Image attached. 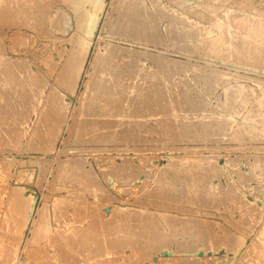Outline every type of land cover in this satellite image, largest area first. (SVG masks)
<instances>
[{
	"label": "rangeland",
	"instance_id": "rangeland-1",
	"mask_svg": "<svg viewBox=\"0 0 264 264\" xmlns=\"http://www.w3.org/2000/svg\"><path fill=\"white\" fill-rule=\"evenodd\" d=\"M177 1L0 0V264H264V0Z\"/></svg>",
	"mask_w": 264,
	"mask_h": 264
},
{
	"label": "bare ground",
	"instance_id": "bare-ground-1",
	"mask_svg": "<svg viewBox=\"0 0 264 264\" xmlns=\"http://www.w3.org/2000/svg\"><path fill=\"white\" fill-rule=\"evenodd\" d=\"M11 1H12V0H11ZM119 1H120V0H119ZM176 1H177V0H176ZM217 1H218V0H217ZM239 1H240V0H239ZM89 2H92V1H89ZM127 2H128V1H127ZM139 2H140V1H139ZM177 2H179V1H177ZM208 2H209V1H208ZM214 2H216V0H215ZM219 2H222V1L219 0ZM234 2H235V1H234ZM261 2H262V1H261ZM174 3H175V2H174ZM182 3H183V1H182ZM204 3H205V2H204ZM217 3H218V2H217ZM239 3H240V2H239ZM45 4H46V3H45ZM193 4H194V3H193ZM207 4H208V3H207ZM210 4H211L210 6L212 7V6H213V5H212L213 3H210ZM259 4H260V3H259ZM48 5H49V4H48ZM69 5H70V4H69ZM125 5H126V4H125ZM153 5H154V4H153ZM217 5H219V4H217ZM217 5H216V6H217ZM14 6H15V5H14ZM128 6H129V5H128ZM140 6H141V4H140ZM220 6H221V5H220ZM220 6H219V7H220ZM42 7H43V6H42ZM113 7H114V6H113ZM122 7H123V6H122ZM126 7H127V6H126ZM183 7H184V6H183ZM211 7H210V8H211ZM213 7H214V6H213ZM221 7H222V6H221ZM233 7H234V6H233ZM124 8H125V7H124ZM136 8H137V7H136ZM136 8H135V9H136ZM138 8H139V6H138ZM140 8H141V7H140ZM245 8H246V7H245ZM34 9H35V8H34ZM131 9H132V8H131ZM142 9H143V8H142ZM207 9H208V8H207ZM213 9L215 10L216 8H213ZM213 9H212L211 11H214ZM218 9H219V8H218ZM41 10H42V9H41ZM122 10H123V9H122ZM125 10H126V9H125ZM137 10H138V9H137ZM157 10H158V9H157ZM159 10H160V9H159ZM159 10H158V11H159ZM200 10H201V9H200ZM263 10H264V9H263ZM118 11H119V10H118ZM197 11H199V10H197ZM204 11H205V10H204ZM211 11H210V15L212 14ZM218 11H219V10H218ZM225 11H226V10H225ZM30 12H31V11H30ZM96 12H97V11H96ZM116 12H117V11H116ZM119 12H120V11H119ZM191 12H192V11H191ZM202 12H203V11H202ZM234 12H235V11H234ZM254 12H255V11H252V13H254ZM129 13H131V12L129 11ZM154 13H155V12H154ZM179 13H180V12H179ZM192 13H193V12H192ZM192 13H191V14H192ZM214 13H216V12H213V14H214ZM232 13H233V12H232ZM248 13H249V12H248ZM259 13H261V12L259 11ZM110 14H111V13H110ZM152 14H153V12H152ZM157 14H158V16H159V12H158ZM157 14H156V15H157ZM197 14H198V13H197ZM216 14H217V13H216ZM233 14H234V13H233ZM254 14H255V13H254ZM256 14H257V13H256ZM263 14H264V13H263ZM61 15H62V13H61ZM63 15H64V14H63ZM107 15H108V14H107ZM119 15H120V14H119ZM123 15H124V14H123ZM130 15H131V14H130ZM141 15H144V14H141ZM156 15H155V16H156ZM161 15H162V14H161ZM217 15H218V14H217ZM223 15H225V14H223ZM258 15H259V14H258ZM258 15H257V16H258ZM40 16H41V15H40ZM93 16H94V15H93ZM105 16H106V15H105ZM127 16H128V15H127ZM137 16H138V15H137ZM155 16H154V17H155ZM165 16H166V15H165ZM175 16H176V15H175ZM234 16H235V15H234ZM234 16H232V17H234ZM243 16H244V15H243ZM252 16H253V15H252ZM38 17H39V16H38ZM60 17H61V16H60ZM135 17H136V16H135ZM139 17H140V16H139ZM159 17H161V16H159ZM162 17H163V15H162ZM173 17H174V16H173ZM173 17H172V18H173ZM201 17H202V16H201ZM219 17H220V16H219ZM229 17H230V16H229ZM235 17L237 18L238 22L240 21V23H239L240 25L245 24V25L248 26L247 30H248V29H249V30H248L247 32H244V33H245V34H244L245 36L242 35V36L246 37V40H247V38L250 39V38L253 37V36H254V38H255V37H258V36L264 37V24H263V23H264V20H263V22H258L257 20H259L260 18H259V19H255V18L252 19V17H251V18H248V17H249V16H248L247 18L244 17V20H242V22H241V18H242L241 16H240L241 18H239L238 15L235 16ZM30 18H32V17H30ZM47 18H48V17H47ZM129 18H131V17H129ZM133 18H134V17H133ZM149 18H150V17H149ZM165 18H166V17H165ZM180 18H181V17H180ZM227 18H228V16H227ZM112 19H113V18H112ZM117 19H118V18H117ZM119 19H120V18H119ZM136 19H138V18H136ZM140 19H141V18H140ZM154 19H156V18H154ZM185 19H186V18H185ZM242 19H243V18H242ZM245 19H246V20H245ZM249 19H250V20H249ZM55 20H56V19H55ZM60 20H61V19H60ZM65 20H66V19H65ZM75 20H76V19H75ZM125 20H126V19H125ZM173 20H174V19H173ZM173 20H172V21H173ZM208 20H209V19H208ZM227 20H228V19H227ZM229 20H230V19H229ZM49 21H50V20H49ZM63 21H64V20H63ZM76 21H77V20H76ZM132 21H133V20H132ZM132 21H131V22H132ZM144 21H145V20H144ZM186 21H187V20H186ZM209 21H210V20H209ZM233 21H234V20H233ZM256 21H257V22H256ZM260 21H261V20H260ZM87 22H88V20H87ZM106 22H107V21H106ZM129 22H130V21H129ZM235 22H237V21H235ZM235 22H234V24H235ZM55 23H56V22H55ZM107 23H108V22H107ZM139 23H140V22H139ZM158 23L161 24L160 22H158ZM212 23H213V22H212ZM216 23H217V25H218V22H216ZM216 23H215V25H216ZM226 23H227V22H226ZM226 23L223 24V25H226ZM232 23H233V22H232ZM42 24H43V23H42ZM59 24H60V23H59ZM117 24H118V23H117ZM127 24H128V23H127ZM131 24H132V23H131ZM191 24H193V23H191ZM194 24H195V23H194ZM219 24H220V22H219ZM221 24H222V23H221ZM221 24L219 25L220 27H221ZM230 24H231V22H230ZM239 24H238V25H239ZM51 25H52V23H51ZM95 25H96V24L94 23V27H95ZM112 25H113V24H112ZM119 25H120V24H119ZM121 25H122V24H121ZM128 25H130V24H128ZM215 25H214V26H215ZM116 26H117V25H116ZM126 26H127V25H126ZM159 26H160V25H159ZM180 26H181V25H180ZM214 26L212 25V26H210V27H214ZM247 26H245V27H247ZM132 27H134V26H132ZM137 27H138V26H137ZM137 27H136V28H137ZM145 27H146V26H145ZM151 27H152V26H151ZM170 27H171V26H170ZM222 27H223V26H222ZM225 27H226V26H225ZM225 27H224V28H225ZM227 27H229V26H227ZM231 27H232V26L230 25V28H231ZM77 28H78V27H77ZM122 28H123V27H122ZM127 28H128V27H127ZM138 28H139V27H138ZM176 28H177V26H176ZM198 28H199V27H198ZM215 28L219 29L218 27H215ZM115 29H116V28H115ZM141 29H142V28H141ZM147 29H148V28H147ZM182 29H183V28H182ZM201 29H202V28H201ZM220 29H221V28H220ZM220 29H219V30H220ZM228 29H229V28H228ZM232 29H233V27L231 28L230 32L228 31V32L230 33V36H232V35H231V31H232ZM235 29H236V28H235ZM235 29H234V31H236ZM46 30H47V29H46ZM93 30H94V28H93ZM132 30H133V29H132ZM178 30H179V29H178ZM208 30H209V29H208ZM223 30H225V29H223ZM148 31H149V30H148ZM160 31H161V30H160ZM160 31H159L158 33H161ZM206 31H207V30H206ZM209 31H210L209 33H211L212 30H209ZM213 31H214V29H213ZM92 32H93V31H92ZM188 32H189V31H188ZM228 32H225V33L227 34ZM80 33H81V32H80ZM214 33H215V32H214ZM221 33H224V31L222 32V29H221ZM221 33H220V34H221ZM91 34H92V33H91ZM141 34H142V33H141ZM162 34H163V33H162ZM173 34L175 35V33H173ZM177 34H178V32H177ZM179 34H180V33H179ZM207 34H208V31H207ZM211 34H212V33H211ZM81 35H82V34H81ZM158 35H159V34H158ZM168 35H169V34H168ZM170 35H171V32H170ZM208 35H209V34H208ZM208 35H207V36H208ZM234 35H235V34H234ZM234 35H233V36H234ZM79 36H80V35H79ZM180 36H182V35H180ZM180 36H179V37H180ZM195 36H196V35H195ZM210 36H211V35H210ZM210 36H209V38H211ZM220 36H221V35H220ZM222 36L225 38V34L222 35ZM222 36H221V37H222ZM227 36H228V34H227ZM156 37H157V36H156ZM179 37H178V38H179ZM196 37H197V36H196ZM214 37H215V36H214ZM216 37H217V35H216ZM218 37H219V35H218ZM221 37H219L220 40H221ZM228 37H229V36H228ZM234 37H235V36H234ZM244 37H243V38H244ZM159 38L161 39V36H160ZM162 38H163V35H162ZM172 38H173V37H172ZM237 38H238V37H236V39H237ZM239 38H240V37H239ZM241 38H242V37H241ZM241 38H240V41H241ZM254 38H251V39H252V40H251V43H252V41H253ZM258 38L260 39V37H258ZM155 39H156V38H155ZM195 39H196V38H195ZM213 39H214V38H213ZM222 39H223V38H222ZM229 39H231V37L228 38V40H229ZM232 39L234 40L233 37H232ZM232 39H231V40H232ZM236 39H235V41H236ZM255 39H256V38H255ZM261 39H263V38H261ZM156 40H157V39H156ZM163 40H164V39H163ZM163 40H162V42H163ZM209 40H210V39H209ZM233 40H232V41H233ZM243 40H244V39H243ZM243 40H242L241 42H243ZM154 41H155V40H154ZM178 41H179V40H177V42H178ZM184 41H185V40H184ZM210 41L212 42V39H211ZM258 41H259V40H258ZM261 41H262V40H261ZM156 42H157V41H156ZM182 42H183V41H182ZM201 42H202V41H201ZM214 42H215V41H214ZM216 42H217V41H216ZM219 42H221V41H219ZM237 42H238V41H237ZM246 42H247V41H246ZM249 42H250V40H249ZM255 42H256V41H255ZM255 42H254V43H255ZM262 42H263V41H262ZM262 42L259 41L258 44H257V42H256V44H257L256 46H258L259 43H262ZM158 43H160V42H158ZM196 43H197V42H196ZM209 43H210V42H209ZM217 43H218V42H217ZM223 43H224V41H223ZM229 43H231V42H229ZM247 43H248V42H247ZM251 43H249V45H250ZM263 43H264V42H263ZM152 44H153V43H152ZM207 44H208V43H207ZM210 44H211V43H210ZM210 44H209V45H210ZM212 44H214V43H212ZM225 44H226V43H224V47L227 48V47H228V45H227L228 43H227L226 45H225ZM231 44H233V43H231ZM237 44H238V43H237ZM240 44H241V43H240ZM244 44H245V41H244ZM188 45H189V44H188ZM209 45H208V47H209ZM217 45H218V44H217ZM217 45H216V47H217ZM219 45H220V44H219ZM238 45H239V44H238ZM241 45H242V44H241ZM251 45H253V44H251ZM251 45H250V46H251ZM200 46H201V45H200ZM214 46H215V44H214ZM222 46H223V45H222ZM226 46H227V47H226ZM231 46H232V45H230V47H231ZM233 46H236V45L233 44ZM233 46H232V48H233ZM243 46H244V45H243ZM246 46L248 47V45H246ZM246 46H245V47H246ZM250 46H249V47H250ZM253 46H255V45H253ZM262 46H264V45H262ZM262 46H261V47L259 46L260 48L258 47V49L260 50L259 53H260L261 50H262V49H261ZM184 47H185V46H184ZM192 47H193V46H192ZM208 47H205V48H208ZM216 47H215V49H216ZM251 47H252V46H251ZM251 47H250L249 49H248V48H247V49L245 48V49H243V50L241 49V52H242V53L247 52V56H248L250 59H253V60H254L255 58L258 57V55H257V54H258V49H257L256 47H255V48L253 47L254 49H252ZM189 48H190V47H189ZM189 48H188V49H189ZM218 48H219V47H218ZM221 48H222V47H220V50H221ZM239 48H240V47H239ZM241 48H243V47H241ZM263 48H264V47H263ZM97 49H98V48H97ZM112 49H114V48H112ZM180 49H182V48H180ZM184 49H185V48H184ZM215 49H213V47H212V50H213V51H214ZM228 49H229V48H228ZM228 49H227V51H228V55H229V53H231V51H232V53L234 52V54H236L237 50H239V49H238V46H237V50L235 49L236 52L233 51V50H231V48H230V50H228ZM206 50H207V49H206ZM208 50H209V49H208ZM210 50H211V49H210ZM210 50H209V51H210ZM212 50H211V53L213 52ZM82 51H83V50H82ZM122 51H123V50H122ZM185 51H186V49H185ZM185 51H184V52H185ZM209 51H208V52H209ZM216 51H217V50H216ZM227 51H226V53H227ZM84 52H85V51H84ZM99 52H100V51H99ZM201 52H202V51H201ZM218 52H219V50H218ZM220 52H221V51H220ZM223 52H224V51H223ZM263 52H264V51H263ZM263 52H262V53H263ZM130 53H131V52H130ZM192 53H193V52H192ZM224 53H225V52H224ZM237 53L239 54V52H237ZM262 53H261V54H262ZM106 54H107V53H106ZM234 54H233V55H234ZM238 54H237V55H238ZM76 55H77V54H76ZM111 55H112V54H111ZM130 55H132V54H130ZM200 55H201V53H200ZM230 55H231V54H230ZM244 55H245V54H244ZM71 56H72V55H71ZM206 56H207V55H206ZM213 56H214V55H213ZM231 56H232V55H231ZM247 56H246V57H247ZM77 57H78V56H77ZM122 57H123V56H122ZM219 57H220V56H219ZM221 57H222V56H221ZM221 57H220V58H221ZM226 57H227V56H226ZM226 57H225V58H226ZM232 57H233V56H232ZM260 57H261V56H260ZM103 58H104V57H103ZM138 58H139V57H138ZM223 58H224V57H223ZM242 58H243V57H242ZM85 59H86V58H85ZM131 59H132V58H131ZM229 59H230V58H229ZM77 60H78V59H77ZM127 60H128V59H127ZM127 60H126V61H127ZM223 60H224V59H223ZM253 60H252V61H253ZM255 60H256V59H255ZM96 61H97V59H96ZM126 61H125V62H126ZM231 61H232V60H231ZM252 61H251V63H252ZM106 62H107V61H106ZM131 62H132V61H131ZM236 62H237V61H236ZM242 62H243V61H242ZM256 62H257V61H256ZM260 62H261V61H260ZM120 63H121V62H120ZM127 63H129V61H128ZM111 64H112V63H111ZM239 64H240V63H239ZM12 65H13V64H12ZM16 65H17V64H16ZM99 65H100V64H99ZM116 65H118V64H116ZM124 65H125V64H124ZM126 65H127V64H126ZM128 65H129V64H128ZM131 65H133V64H131ZM256 65H257V64H256ZM108 66H109V65H108ZM246 66H247V65H246ZM251 66H252V65H251ZM104 67H105V66H104ZM129 67H130V66H129ZM135 67H137V66H135ZM135 67H134V68H135ZM247 67H248V66H247ZM255 67H256V66H255ZM108 68H109V67H108ZM110 68H111V67H110ZM131 68H133V67H131ZM260 68H261V67H260ZM262 68H263V67H262ZM129 69H130V68H129ZM143 69H144V68H143ZM147 69H148V68H147ZM256 69H257V68H256ZM100 70H102V69H100ZM114 70H115V69H114ZM114 70H113V72H114ZM120 70H121V69H120ZM124 70H125V68H124ZM124 70H123V72H124ZM127 70H128V69H127ZM109 72H110V70H109ZM111 72H112V70H111ZM118 72H119V71H118ZM22 73H23V72H22ZM125 73H126V72H125ZM15 74H16V73H15ZM24 74H25V73H24ZM132 74H133V73H132ZM212 74H213V73H212ZM218 74H219V73H218ZM17 75H18V74H17ZM107 75H108V70H107ZM27 76H28V75H27ZM127 76H128V75H127ZM164 76H165V75H164ZM217 76H218V75H217ZM220 76H221V75H220ZM6 77H7V76H6ZM30 77H31V76H30ZM118 77H119V76H118ZM128 77H129V76H128ZM25 78H26V77H25ZM162 78H163V77H162ZM162 78H161V79H162ZM203 78H204V76H203ZM217 78H218V77H217ZM109 80H110V79H109ZM170 80H171V79H170ZM210 80H211V79H210ZM221 80H222V79H221ZM39 81H40V80H39ZM39 81H38V82H39ZM43 81H44V80H43ZM146 81H147V80H146ZM159 81H160V80H159ZM236 81H237V80H236ZM13 82H14V81H13ZM118 82H119V81H118ZM223 82H224V81H223ZM226 82H227V81H226ZM252 82H253V81H252ZM261 82H262V81H261ZM60 83H61V82H60ZM89 83H90V82H89ZM111 83H112V82H111ZM149 83H150V82H149ZM183 83H184V82H183ZM209 83H210V82H209ZM38 84H39V83H38ZM61 84H62V83H61ZM120 84H122V83H120ZM130 84H131V83H130ZM136 84H137V82H136ZM236 84H237V83H236ZM116 85L119 86L118 83H117ZM155 85H156V84H155ZM159 85L162 86L161 84H159ZM196 85H197V84H196ZM213 85H214V84H213ZM220 85H221V84H220ZM89 86H90V85H89ZM111 86H112V85H111ZM132 86H133V85H132ZM164 86H165V85H164ZM234 86H235V85H234ZM39 87H40V86H39ZM65 87H66V86H65ZM68 87H69V86H68ZM142 87H143V86H142ZM205 87H206V86H205ZM222 87H223V86H222ZM226 87H227V86H226ZM53 88H54V87H53ZM130 88H131V87H130ZM155 88H156V87H155ZM157 88H158V87H157ZM182 88H183V87H182ZM248 88H249V87H248ZM90 89H91V88H90ZM136 89H137V88H136ZM213 89H214V88H213ZM11 90H12V89H11ZM103 90H104V88H103ZM153 90H154V89H153ZM159 90H160V89H159ZM92 91H93V89H92ZM145 91H146V90H145ZM147 91H148V90H147ZM7 92H8V91H7ZM105 92H106V91H105ZM120 92H121V91H120ZM153 92H154V91H153ZM204 92H206V91H204ZM204 92H203V93H204ZM212 92H213V91H212ZM8 93H9V92H8ZM110 93H111V92H110ZM123 93H124V92H123ZM148 93H149V92H148ZM157 93H158V92H157ZM165 93H166V92H165ZM165 93H164V94H165ZM189 93H190V92H189ZM222 93H223V92H222ZM227 93H228V92H227ZM249 93H250V92H249ZM1 94H2V93H1ZM31 94H32V93H31ZM29 95H30V94H29ZM34 95H35V94H34ZM113 95H114V94H113ZM125 95H126V94H125ZM150 95H151V94H150ZM181 95H182V94H181ZM203 95H204V94H203ZM251 95H252V94H251ZM6 96H7V95H6ZM58 96H59V95H58ZM60 96H61V95H60ZM138 96H139V95H138ZM148 96H149V95H148ZM166 96H167V94H166ZM191 96H192V95H191ZM252 96H253V95H252ZM182 97H183V96H182ZM196 97H197V96H196ZM32 98H33V97H32ZM61 98H62V96H61ZM61 98H60V99H61ZM121 98H122V97H121ZM130 98H131V96H130ZM135 98H136V97H135ZM162 98H163V97H162ZM165 98H166V97H165ZM204 98H205V97H204ZM210 98H211V97H210ZM243 98H244V97H243ZM252 98H253V97H252ZM62 99H63V98H62ZM82 99H83V97H82ZM158 99H159V98H158ZM174 99H175V98H174ZM192 99H193V98H192ZM257 99H258V98H257ZM136 100H137V99H136ZM190 100H191V99H190ZM200 100H201V99H200ZM102 101H103V100H102ZM123 101H124V100H123ZM175 101H176V100H175ZM182 101H183V100H182ZM191 101H192V100H191ZM194 101H195V100H194ZM206 101H207V100H206ZM224 101H225V100H224ZM251 101H252V100H251ZM253 101H254V100H253ZM61 102H63V100H62ZM100 102H101V101H100ZM131 102H132V101H131ZM147 102H148V101H147ZM156 102H157V100H156ZM183 102H184V101H183ZM198 102H199V101H198ZM255 102H256V101H255ZM63 103H64V102H63ZM88 103H89V102H88ZM112 103H113V102H112ZM119 103H120V102H119ZM175 103H176V102H175ZM206 103H207V102H206ZM224 103H225V102H224ZM160 104H161V103H160ZM167 104H168V103H167ZM234 104H235V103H234ZM60 105H61V103H60ZM122 105H123V104H122ZM139 105H140V104H139ZM223 105H224V104H223ZM64 106H65V105H64ZM66 106H67V105H66ZM154 106H155V105H154ZM201 106H202V105H201ZM207 106H208V105H207ZM229 106H230V105H229ZM240 106H241V105H240ZM55 107H56V106H55ZM61 107H63V106H61ZM100 107H101V106H100ZM202 107H203V106H202ZM63 108H64V107H63ZM65 108H66V107H65ZM67 108H68V107H67ZM162 108H163V107H162ZM197 108H198V107H197ZM199 108H200V107H199ZM229 108H230V107H229ZM256 108H257V107H256ZM54 109H55V108H54ZM101 109H102V108H101ZM120 109H121V108H120ZM134 109H135V108H134ZM166 109H167V108H166ZM242 109H243V108H242ZM168 110H169V109H168ZM179 110H180V109H179ZM254 110H255V109H254ZM171 111H172V110H171ZM256 111H257V110H256ZM184 112H185V111H184ZM230 112H231V111H230ZM238 112H239V111H238ZM247 112H248V110H247ZM160 113H161V112H160ZM219 113H220V112H219ZM98 114H99V113H98ZM229 114H230V113H229ZM232 114H233V113H232ZM52 115H53V114H52ZM55 117H56V116H55ZM257 117H258V116H257ZM1 118H2V117H1ZM242 118H243V117H242ZM242 118H241V119H242ZM214 119H215V118H214ZM191 120H192V119H191ZM257 121H258V120H257ZM209 122H210V121H209ZM185 123H186V122H185ZM237 123H238V122H237ZM205 124L207 125V123H205ZM215 124H216V123H215ZM193 125H194V124H193ZM216 125H217V124H216ZM240 126H241V125H240ZM188 127H189V126H188ZM194 127H195V126H194ZM260 127H261V126H260ZM185 128H186V127H185ZM221 128H222V127H221ZM224 128H225V127H224ZM199 129H200V128H199ZM259 129H260V128H259ZM210 130H211V129H210ZM263 130H264V129H263ZM15 131H16V130H15ZM18 131H19V130H18ZM44 131H45V130H44ZM192 132H193V131H192ZM206 132H207V131H206ZM236 132H237V131H236ZM188 133H189V132H188ZM200 133H201V132H200ZM12 134H13V133H12ZM18 134H19V133H18ZM258 134H260V133H258ZM8 135H9V134H8ZM12 136H13V135H12ZM15 136H16V135H15ZM226 136H227V135H226ZM13 138H14V137H13ZM49 138H50V137H49ZM47 140H48V139H47ZM16 141H17V140H16ZM47 144H48V143H47ZM46 148H48V147H46ZM190 158H191V157H190ZM184 161H185V160H184ZM201 162H202V161H201ZM257 162H258V161H257ZM263 163H264V162H263ZM74 165H75V164H74ZM10 166H11V165H10ZM68 166H69V165H68ZM82 167H83V166H82ZM194 167H195V166H194ZM215 167L217 168V166H215ZM62 168H63V167H62ZM68 168H69V167H68ZM211 168H213V167H211ZM64 169H65V168H64ZM207 170H208V169H207ZM80 171H81V170H80ZM215 171H216V170H215ZM3 172H4V171H3ZM65 172H66V171H65ZM196 172H197V171H196ZM196 172H195V173H196ZM8 173H9V172H8ZM86 173H87V172H86ZM211 173H212V172H211ZM62 174H63V173H62ZM200 174H201V173H200ZM200 174H199V176H200ZM254 174H255V173H254ZM202 175H203V174H202ZM73 176H74V175H73ZM79 176H80V175H79ZM188 176H189V175H188ZM193 176H194V175H193ZM193 176H192V177H193ZM213 176H214V175H213ZM6 177H8V176H6ZM206 177H207V176H206ZM206 177H205V178H206ZM187 178H188V177H187ZM207 178H208V177H207ZM6 179H7V178H6ZM67 179H68V178H67ZM185 179H186V178H185ZM196 179H197V178H196ZM189 180H190V179H189ZM176 181H177V180H176ZM183 181H184V180H183ZM189 182H190V181H189ZM161 183H162V182H161ZM183 183H184V182H183ZM190 183H191V182H190ZM184 184H185V183H184ZM187 184H188V182H187ZM191 184H192V183H191ZM191 184H190V185H191ZM208 184H209V183H208ZM173 185H174V184H173ZM199 186H200V185H199ZM186 187H187V186H186ZM206 187H207V186H206ZM207 188H208V187H207ZM207 188H206V189H207ZM203 189H204V188H203ZM221 190H223V189H221ZM223 191H224V190H223ZM5 192H6V190H5ZM207 192H208V191H207ZM22 193H23V192H22ZM176 193H177V192H176ZM221 193H222V192H221ZM167 194H168V193H167ZM169 194H170V193H169ZM10 195H11V194H10ZM18 195H20V194H18ZM164 195H165V194H164ZM194 195H195V194H194ZM169 197H170V196H169ZM172 197H173V196H172ZM15 198H16V197H15ZM200 198H201V197H200ZM204 198H206V197H204ZM23 199H24V198H23ZM192 200H193V199H192ZM202 200H203V199H202ZM21 202H22V201H21ZM7 203H8V202H7ZM22 203H23V202H22ZM27 203H28V202H27ZM4 205H5V204H4ZM29 205H30V204H29ZM22 206H23V204H22ZM24 207H25V206H24ZM4 212H5V211H4ZM15 212H16V211H15ZM26 215H27V214H26ZM23 216H24V215H23ZM245 216H246V215H245ZM103 218H104V217H103ZM172 218H173V217H172ZM179 219H180V218H179ZM185 221H186V220H185ZM199 221H200V220H199ZM66 222H67V221H66ZM69 222H70V221H69ZM200 222H201V221H200ZM9 223H10V222H9ZM34 223H35V222H34ZM34 223H33V224H34ZM166 223H167V222H166ZM179 223H180V222H179ZM186 223H187V222H186ZM188 223H190V222H188ZM192 223H193V222H192ZM194 223H195V222H194ZM198 223H199V222H198ZM10 224H11V223H10ZM200 224H201V223H200ZM202 224H203V223H202ZM177 225H178V224H177ZM197 225H198V224H197ZM17 226H18V225H17ZM172 226H173V225H172ZM211 226H212V225H211ZM12 228H13V227H12ZM116 228H117V227H116ZM152 228H153V227H152ZM203 228H204V227H203ZM21 229H22V228H21ZM72 230H74V229H72ZM72 230H71V231H72ZM114 230H115V229H114ZM114 230H113V231H114ZM188 230H189V229H188ZM190 230H191V229H190ZM21 231H22V230H21ZM35 231H36V230H35ZM79 231H81V230H79ZM90 231H91V230H90ZM145 231H146V230H145ZM36 232H38V231H36ZM39 232H40V231H39ZM82 232H83V234L86 233L85 231H82ZM84 232H85V233H84ZM94 232H95V230H94ZM94 232H91V233L94 234ZM104 232H106V231L104 230ZM104 232H103V233H104ZM111 232H112V230H111ZM127 232H128V231H127ZM206 232H207V231H206ZM72 233H73V231H72ZM74 233L76 234L77 231L75 230ZM74 233L72 234L73 236H74ZM88 233H89V232H88ZM99 233H100V232H99ZM35 234H37V233H35ZM43 234H45V233H43ZM89 234H90V233H89ZM108 234H109V232H108ZM108 234H107V235H108ZM118 234H119V236H120V235L123 236L124 233H122V234H121V233H118ZM118 234H117V235H118ZM126 234H127V233H126ZM129 234H130V233H129ZM138 234H141V233H138ZM196 234H198V233H196ZM16 235H17V234H16ZM38 235H40V234H38ZM66 235H67V234H66ZM68 235H69V234H68ZM68 235H67V236H68ZM70 235H71V232H70ZM72 235H71V236H72ZM80 235H81V234H80ZM86 235H87V234H86ZM98 235H99V234H98ZM101 235H102V234H101ZM107 235H106V236H107ZM109 235H110V234H109ZM115 235H116V233H115ZM127 235H128V234H127ZM127 235H125V236H127ZM131 235H132V233H131ZM186 235H187V234H186ZM35 236H36V235H35ZM67 236H66V238H67ZM71 236H70V237H71ZM76 236H77V235H76ZM78 236H79V234H78ZM88 236H89V235H88ZM88 236H87V237H88ZM103 236H105V235L103 234ZM106 236H105V237H106ZM125 236H123L124 239L126 238ZM5 237H6V236H5ZM38 237L40 238V236H38ZM41 237H42V236H41ZM68 237H69V236H68ZM79 237H80V236H79ZM79 237H78V238H79ZM90 237H91V236H90ZM95 237L97 238L96 235H95ZM113 237H114V234H113ZM113 237H112V238H113ZM120 237H121V236H120ZM130 237H131V236H130ZM148 237H149V236H148ZM156 237H157V236H156ZM203 237H204V235H203ZM203 237H202V238H203ZM212 237H213V236H212ZM236 237H237V236H236ZM7 238H8V237H7ZM11 238H12V237H11ZM16 238H17V237H16ZM80 238H81V237H80ZM82 238H83V237H82ZM84 238H85V237H84ZM84 238H83V239H84ZM91 238H92V237H91ZM98 238H99V236H98ZM98 238H97V239H98ZM100 238H101V237H100ZM106 238H108V236H107ZM112 238H111V236H110V239H112ZM114 238L116 239V237H114ZM131 238H132V237H131ZM145 238H146V237H145ZM157 238H158V237H157ZM204 238H205V237H204ZM34 239H36V238H34ZM47 239H50V238L47 237ZM72 239H73V237H72ZM83 239H82V240H83ZM118 239H119V238H118ZM124 239H122V241H123ZM128 239H130L129 236H128ZM128 239H127V241H128ZM160 239H161V238H160ZM162 239H163V238H162ZM234 239H235V238H234ZM42 240H43V239H42ZM44 240H45V238H44ZM86 240H87V239H86ZM93 240H95V239H93ZM100 240H101V241H99V240H98V241H99V242H102V239H100ZM103 240H104V239H103ZM120 240H121V239H119V242H122V241H120ZM152 240H153V237L150 238V243H151ZM154 240H155V239H154ZM157 240H158V239H157ZM202 240H203V239H202ZM238 240H239V239H238ZM0 241H1V240H0ZM11 241H12V240H11ZM38 241H39V240H38ZM45 241H46V240H45ZM65 241H67V239H66ZM77 241H78V240H76V242H77ZM80 241H81V239H80ZM83 241H84V240H83ZM83 241H82V242H83ZM98 241H97V242H98ZM105 241H106V240H105ZM105 241H104L105 244H104L103 246H105V245L107 244ZM109 241H110V240H109ZM111 241H112V240H111ZM114 241H115V240L113 239L112 242H114ZM204 241H206V240H204ZM47 242L49 243V241H47ZM71 242H72V241H71ZM78 242H79V241H78ZM82 242H80V243H82ZM87 242H89V241H87ZM97 242H96V243H97ZM99 242H98V243H99ZM107 242H108V241H107ZM112 242H111V243H112ZM116 242H118V241L116 240ZM124 242H126V241H124ZM155 242H156V241H155ZM161 242H162V241H161ZM167 242H168V241H167ZM19 243H20V242H19ZM40 243H41V242H40ZM66 243H69V241H67ZM73 243H74V242H73ZM85 243H86V242H85ZM89 243H90V242H89ZM89 243H87V244H89ZM145 243H146V242H145ZM145 243H144V244H145ZM152 243H154V242H152ZM6 244H7V243H6ZM83 244H84V242H83ZM83 244H81V246H82ZM87 244H86V245H87ZM91 244H92V243H91ZM122 244H123V243H122ZM146 244H147V243H146ZM1 245H2V244H1ZM74 245H75V244H74ZM84 245H85V244H84ZM96 245H97V244H96ZM101 245H102V244H101ZM112 245H113V244H112ZM112 245H111V246H112ZM117 245L119 246L120 244H117ZM168 245H169V244H168ZM180 245H181V244H180ZM188 245H189V244H188ZM69 246H70V244H69ZM91 246H92V245H91ZM93 246H94V245H93ZM113 246H116V243H115V245H113ZM113 246H112L111 248H113ZM118 246H117V247H118ZM185 246H186V244H185ZM72 247H73V246H72ZM72 247H71V248H72ZM75 247H76V246H75ZM85 247H86L85 249H87V246H85ZM95 247H96V246H95ZM108 247H109V246H108ZM182 247H183V245H182ZM182 247H181V248H182ZM189 247H190V246H189ZM194 247H195V244H194ZM0 248L2 249V247H0ZM71 248H69V249H71ZM77 248H78V247H77ZM81 248H82V247H81ZM165 248H166V246H165ZM69 249H67V250H69ZM79 249H80V247H79ZM82 249H83V248H82ZM85 249H83V251H84ZM88 249H90V248L88 247ZM91 249H92V248H91ZM99 249H100V248H99ZM114 249H115V248H114ZM3 250H4V248H3ZM6 250H7V249H6ZM9 250H10V249H9ZM27 250H28V249H27ZM39 250H40V249H39ZM41 250H42V249H41ZM95 250H97V249H94V251H95ZM183 250H184V249H183ZM1 251H2V250H1ZM12 251H15V250H12ZM12 251H11V252H12ZM17 251H20V250H17ZM71 251H72V249H71ZM89 251H90V250H89ZM151 251H152V250H151ZM187 251H188V250H187ZM3 252H4V251H3ZM11 252H9V251L7 250V253H11ZM26 252H27V251H26ZM74 252H75V251H74ZM87 252H88V251H87ZM142 252H143V251H142ZM5 253H6V252H5ZM40 253H42V252H40ZM150 253H151V252H150ZM1 254H2V253H1ZM13 254H16V252H15V253L13 252ZM18 254H19V253H18ZM34 254H35V253H34ZM56 254H57V253H56ZM70 254H73V252H71ZM52 255H53V254H52ZM54 255H55V254H54ZM58 255H59V253H58ZM75 255H76V254H75ZM10 256H11V255H10ZM10 256H9V254H8V256H6V257H10ZM48 256H50V255L48 254ZM48 256H47V257H48ZM55 256H56V255H55ZM70 256H71V255H70ZM47 257H46V258H47ZM51 257H52V256H51ZM51 257H50V258H51ZM133 257H134V256H133ZM11 258H13V256H11ZM11 258H10V259H11ZM1 259H2V258H1ZM1 259H0V260H1ZM10 259H9V260H10ZM70 259H71V258H70ZM2 260H5L4 257H3ZM11 260H12V259H11ZM53 260H54V259H53ZM53 260L51 259V261H53ZM6 261H7V260H6ZM14 261H15V260H14ZM49 261H50V260H49ZM123 261H124V260H123ZM8 262H9V261H8ZM59 262H60V261H59ZM9 263H10V262H9ZM57 263H58V261H57ZM57 263H56V264H57ZM61 263H62V262H61ZM122 263H123V262H122ZM2 264H3V263H2ZM4 264H5V263H4ZM63 264H64V263H63ZM129 264H130V263H129ZM189 264H190V263H189Z\"/></svg>",
	"mask_w": 264,
	"mask_h": 264
}]
</instances>
